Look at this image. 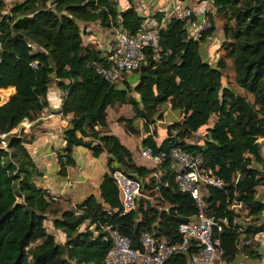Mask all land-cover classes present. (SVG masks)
<instances>
[{
    "label": "trees",
    "instance_id": "obj_1",
    "mask_svg": "<svg viewBox=\"0 0 264 264\" xmlns=\"http://www.w3.org/2000/svg\"><path fill=\"white\" fill-rule=\"evenodd\" d=\"M209 1L221 20L220 45L231 57L233 82L251 99L235 91L229 81L222 82L226 66L222 57L211 63L201 54L202 43L214 29L207 10L209 25L197 38L188 34L184 18L163 20L165 11L152 10L148 17L159 25L155 47L146 45L134 70L109 81L96 70L108 63L105 50L84 43L81 26L97 22L134 34L145 16L132 2L118 8L117 0H15L5 7L0 0V90H13L0 101V264H103L109 245L101 236L103 222L118 225L133 247L143 229L178 239L176 226L196 211V203L173 181L168 152L174 146L200 153L203 166L222 179L220 187L207 186L203 197L206 214L219 218L213 235L222 258L229 263L239 253L261 256L250 241L238 242L263 229L257 222L264 201L256 197L255 187L264 185L258 141L264 138V0ZM52 78L61 92L56 110L70 114L61 131L64 143L56 153L57 173L64 175L66 166L74 164V146L88 148L93 156L101 151L108 155L107 170L98 184L99 199L90 194L52 219L64 233L63 242L45 228V213L53 200L34 182L41 171L25 147L32 133L20 127L11 132L48 105ZM113 104L130 106L131 116L120 115L117 120L127 133H137L140 120L144 130L140 146L151 153L164 152L160 163L135 162L131 150L108 130L106 107ZM166 108L180 117L166 123L159 135L149 124L161 120ZM211 114L215 117L207 125ZM198 130L200 141L185 140ZM114 167L140 178L144 189L157 186L161 198L152 203L139 198L135 209L121 213L110 175ZM152 170L159 175L149 176ZM163 181L165 185L159 184ZM237 202L238 207L232 206ZM163 264L188 262L184 253H173Z\"/></svg>",
    "mask_w": 264,
    "mask_h": 264
},
{
    "label": "built area",
    "instance_id": "obj_2",
    "mask_svg": "<svg viewBox=\"0 0 264 264\" xmlns=\"http://www.w3.org/2000/svg\"><path fill=\"white\" fill-rule=\"evenodd\" d=\"M15 0H2L11 4ZM207 9H203V12ZM195 7L185 4L182 0H172L166 8L162 19L178 17L185 19L188 34L197 38L203 29L209 25L205 14L195 17ZM194 18H191V16ZM159 25L150 23L144 17L134 34H127L120 27H113L111 43L105 49L108 63L96 66L97 72L109 81H118L124 73L134 70L142 58V50L146 45L155 47L158 38ZM22 121V120H21ZM29 126V121L24 118L22 130ZM140 156L149 159L157 165L164 157V152L151 153L146 146H140ZM169 167L173 173V181L177 188L187 192L196 203V211L187 220L180 221L176 226L178 239H166L156 236L150 230L140 231L138 245H131L130 237L121 232L118 225L103 222L100 224L102 239L109 245L103 256V264H163L164 260L173 253H184L188 264H228L222 258V249L219 240L213 235V228L219 229L218 220L213 214H206L204 195L207 186L220 187L222 179L211 170L203 166L201 154L192 153L179 146L172 147L168 152ZM110 175L117 187L119 207L121 213L136 208L138 198L144 201L141 193V180L131 176L123 169L114 167ZM159 172L152 170L149 176L157 177ZM159 184L165 185L166 182ZM157 189V186H154ZM142 196V197H140ZM160 199L158 191L153 196ZM50 200H55L54 195H49ZM165 202V201H164ZM237 204H239L237 202ZM235 203L232 204L234 206ZM166 208V204L163 205ZM222 221L224 219H221ZM249 240H240L248 242ZM190 249V250H188Z\"/></svg>",
    "mask_w": 264,
    "mask_h": 264
},
{
    "label": "crops",
    "instance_id": "obj_3",
    "mask_svg": "<svg viewBox=\"0 0 264 264\" xmlns=\"http://www.w3.org/2000/svg\"><path fill=\"white\" fill-rule=\"evenodd\" d=\"M129 1L132 2L134 8L138 13L144 15L148 22L153 23L156 21L148 17V14L152 10H163L166 12L167 4L172 0H117L118 8H124L128 6ZM182 1L187 5L195 7L194 14L197 18L201 17L204 14V8L207 9L208 13L210 12L213 15L212 22L214 25V29L206 37L205 42H203L205 45L202 43L203 45L201 46V54L206 60L211 63H215L218 57H222L226 63V66L223 69L225 75H223L222 82L225 83L229 81L230 86L235 91L240 94H245L248 99H251V94L245 93L241 87L233 82V70L231 68L232 60L231 57L227 54V49L220 45V43L224 40L221 20L214 14L211 2L209 0L202 2H196L195 0ZM198 6L200 7L198 8ZM84 24H87L88 26L99 25L97 22H86ZM89 37H92L91 33L89 34ZM110 43L111 36L107 38L105 47L100 48L105 50ZM131 77V75L128 76V78ZM46 100L48 105L43 107L38 113H36L33 119H27L29 121V126L24 131L32 133V138L25 143V147L29 152L35 166L41 171V175L34 178L35 184L45 189L49 194L56 197V199L51 203V209L45 213V228L47 232L53 234L56 241L63 242L65 239L64 233L59 228H55L52 225V219L59 216L60 212L63 209L73 208L75 203L81 201L90 194H93L97 199H99L98 184L101 180L102 174L107 170L108 155L105 151H101L97 156H93L88 148L80 145L74 146L72 148L74 164L66 166V172L64 175L58 174L56 153L64 143L61 136V131L68 124V118L70 117V114L63 115L57 112L56 109L60 104L61 92L56 87L54 82L49 86L47 90ZM122 105H126V112L131 111L128 104H116L115 106ZM163 113V118L154 122H161L162 125L160 130H158V128H156L155 126H152L153 123L149 124L150 129L152 130L153 128H155L159 135L163 133L164 125L166 123L170 122L172 119H178L180 117V114L176 110H171L169 108L164 109L162 114ZM127 114L118 112L116 118H113L114 124L122 125V123L119 122L117 118L120 115L125 116ZM131 114L132 112L128 115ZM214 117V114H211L209 116L207 125H210L212 123ZM22 121L17 126L21 129L23 128ZM137 124H141V121L138 120ZM114 127L116 128V130H118L116 126ZM107 128L109 129L108 124ZM124 132L125 134L133 136V134L127 133L125 130ZM125 134L124 136H127ZM194 134H198L199 138H191V136ZM115 135L118 137L117 134ZM192 135L185 138V140L188 142L196 140L200 141V130L193 132ZM258 141L260 142V155L264 158V138L259 137ZM129 149L132 152V158L134 159V161L140 163L135 157L136 155L134 154L133 150L131 148ZM140 164L150 166L146 163ZM148 190L150 192H153L154 190V192L152 194H145L143 197L145 201L147 200L148 202L152 203L154 201L153 196L156 194V189L154 187H148ZM255 190L256 197L264 201V185H257L255 187ZM238 206L239 204L235 203L234 207ZM257 223H262L263 229L253 234L252 238L249 239V241L250 243L255 242V245H253L252 247L257 249L261 253V256L259 258H254L255 261H253V263L251 264H264V209L262 210L261 217Z\"/></svg>",
    "mask_w": 264,
    "mask_h": 264
},
{
    "label": "rangeland",
    "instance_id": "obj_4",
    "mask_svg": "<svg viewBox=\"0 0 264 264\" xmlns=\"http://www.w3.org/2000/svg\"><path fill=\"white\" fill-rule=\"evenodd\" d=\"M170 3L171 2H169L167 4V7L170 5ZM6 4L7 5L5 7H8L10 5L9 3H6ZM199 7L200 6H198V8ZM112 29L113 28H104V27H101L99 25H92V26H88L87 24L82 25L81 26L82 40L84 43H91L92 45L96 46L97 48H100V47L103 48L106 45L107 38L109 36H111V34H112ZM90 33L92 34V37H89ZM53 82H54V78L51 79L50 85ZM11 92H12V90L9 87L2 89V91L0 90V101L5 100V98H7V96H9L11 94ZM115 105L116 104L107 106L106 119H107V124L109 125L108 130L110 132L117 134L120 141L122 143H124L128 148H131L133 150L134 154L136 155L135 157L137 158L138 162L146 163L147 165L152 166L153 163L149 159H145V158L141 157L140 153H139V148H140L139 139H140V137H142L144 135V130L141 128V124H138L140 128H139L137 133H131V134H133V136L125 134V132L123 130L124 128H122L123 125L114 124L113 118H116V115L118 114V112H121L122 114H127V113L129 114V113H131V111L126 112V105L125 106H123V105L122 106H115ZM128 114L125 116L130 117L131 115H128ZM162 115H164V113ZM133 123L136 124L135 120L133 121ZM161 125H162L161 122H157V123L152 124V126H155L156 128H158V130L161 129ZM114 126H116L118 128V130H116V128ZM17 129H18V127L16 126V127L11 129V132L16 131ZM124 134L127 136H124ZM0 136L2 137L3 134H1ZM191 138L195 139V138H199V136H198V134H194L191 136ZM3 143H4V141H1L2 145H4ZM153 192H154V190H153ZM153 192H150L148 190V188H145V189L142 188L141 189V193H143V194H152ZM140 197H142V196H140ZM237 212L241 217L244 216V210L242 208L241 209L239 208ZM254 243H252L251 246L255 245ZM253 259L244 256L243 253H239V255L236 256L235 259L232 260L231 262H229L228 264H251V263H253V261H255V259L254 260Z\"/></svg>",
    "mask_w": 264,
    "mask_h": 264
},
{
    "label": "water",
    "instance_id": "obj_5",
    "mask_svg": "<svg viewBox=\"0 0 264 264\" xmlns=\"http://www.w3.org/2000/svg\"><path fill=\"white\" fill-rule=\"evenodd\" d=\"M191 18H194V16L192 15Z\"/></svg>",
    "mask_w": 264,
    "mask_h": 264
}]
</instances>
